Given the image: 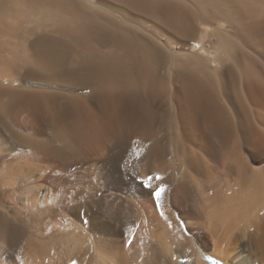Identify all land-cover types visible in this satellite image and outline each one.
Here are the masks:
<instances>
[{
  "label": "bare ground",
  "instance_id": "6f19581e",
  "mask_svg": "<svg viewBox=\"0 0 264 264\" xmlns=\"http://www.w3.org/2000/svg\"><path fill=\"white\" fill-rule=\"evenodd\" d=\"M73 261L264 264V0H0V264Z\"/></svg>",
  "mask_w": 264,
  "mask_h": 264
},
{
  "label": "snow or ice",
  "instance_id": "6c2138e0",
  "mask_svg": "<svg viewBox=\"0 0 264 264\" xmlns=\"http://www.w3.org/2000/svg\"><path fill=\"white\" fill-rule=\"evenodd\" d=\"M162 192H163V189H159V190L156 191L155 196H156L157 200H159ZM129 244H131V240L129 241ZM72 264H76V262L73 261Z\"/></svg>",
  "mask_w": 264,
  "mask_h": 264
},
{
  "label": "rangeland",
  "instance_id": "374dc122",
  "mask_svg": "<svg viewBox=\"0 0 264 264\" xmlns=\"http://www.w3.org/2000/svg\"><path fill=\"white\" fill-rule=\"evenodd\" d=\"M89 162H87L86 164H88ZM92 163H97V164H104L105 163V159L104 158H99V159H96L94 161H92ZM91 163V164H92ZM38 208H40L39 206H37ZM203 231V230H202Z\"/></svg>",
  "mask_w": 264,
  "mask_h": 264
}]
</instances>
